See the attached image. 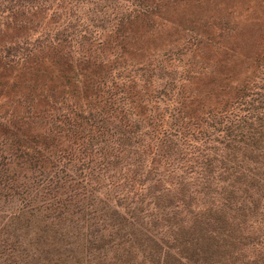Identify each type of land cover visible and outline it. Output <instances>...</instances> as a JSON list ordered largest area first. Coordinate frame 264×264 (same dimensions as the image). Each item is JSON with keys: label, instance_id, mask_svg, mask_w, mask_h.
I'll return each instance as SVG.
<instances>
[{"label": "trees", "instance_id": "trees-1", "mask_svg": "<svg viewBox=\"0 0 264 264\" xmlns=\"http://www.w3.org/2000/svg\"><path fill=\"white\" fill-rule=\"evenodd\" d=\"M240 5L0 0V264H264V37L198 65Z\"/></svg>", "mask_w": 264, "mask_h": 264}, {"label": "rangeland", "instance_id": "rangeland-1", "mask_svg": "<svg viewBox=\"0 0 264 264\" xmlns=\"http://www.w3.org/2000/svg\"><path fill=\"white\" fill-rule=\"evenodd\" d=\"M213 7H211L212 9ZM223 7L219 6L217 10H221ZM235 15L233 16L232 24L237 26V30L235 34H232V38L229 41V46L232 49L233 47L236 48V45L238 46L237 54L235 56L230 57L233 52L230 49H223L226 55L225 60L223 58L215 59L213 51L214 48H209L207 50V56L204 60L200 61V64H198L204 73V77L202 79L203 82H205V75L208 77V80H212L215 77L218 78L219 76V66L218 64H225L226 68H242V74L241 78L245 74L246 71H251L253 68L251 67V62L247 60L248 57L252 56L253 53L260 48H256L254 46H260V42L258 41V35L260 37H264V25L262 20L263 14L261 13L258 17L259 18H253L254 16L248 15V13L244 12L243 5L239 6L236 11ZM205 14V10H196L195 8H180L177 13H173L171 16V19L174 20L176 23L179 24V20L183 18L184 24L187 27H190L192 25L193 21L196 20L199 21V19L202 18V15ZM256 17V16H255ZM205 22V20H204ZM196 27L202 29L200 32L205 31L206 33L211 34H218V30L215 27H202L200 23L195 24ZM166 31H163L162 33H159L158 36H160V40H166L165 39ZM157 36V33L156 35ZM157 40V39H154ZM170 43V40L167 41ZM147 45V44H146ZM264 48V47H263ZM262 49V48H261ZM191 58H189L190 60ZM248 61V62H246ZM225 62V63H224ZM205 65V66H204ZM216 65V66H215ZM247 65V66H244ZM205 67V68H204ZM177 72L179 73L178 69Z\"/></svg>", "mask_w": 264, "mask_h": 264}]
</instances>
